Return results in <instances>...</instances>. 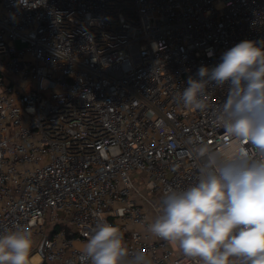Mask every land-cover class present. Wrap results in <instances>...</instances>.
<instances>
[{
  "label": "built area",
  "instance_id": "2783aa9c",
  "mask_svg": "<svg viewBox=\"0 0 264 264\" xmlns=\"http://www.w3.org/2000/svg\"><path fill=\"white\" fill-rule=\"evenodd\" d=\"M24 2L0 0V234L31 231V264H90L81 247L104 220L130 257L202 264L147 225L170 186L196 183L195 146L253 151L212 122L227 86L206 112L178 95L237 43L264 45V0Z\"/></svg>",
  "mask_w": 264,
  "mask_h": 264
},
{
  "label": "clouds",
  "instance_id": "9594fccd",
  "mask_svg": "<svg viewBox=\"0 0 264 264\" xmlns=\"http://www.w3.org/2000/svg\"><path fill=\"white\" fill-rule=\"evenodd\" d=\"M210 86H227L213 124L227 137L251 144L253 151L242 147L228 158L205 143L195 146L193 158L203 161L196 183L183 189L170 186L147 230L202 264H264V45L243 40L214 67L200 66L178 99L186 108L206 112ZM33 246L31 231L5 230L0 264H31ZM81 254L90 264H149L143 254L130 257L121 230L104 220L96 223Z\"/></svg>",
  "mask_w": 264,
  "mask_h": 264
},
{
  "label": "rangeland",
  "instance_id": "374dc122",
  "mask_svg": "<svg viewBox=\"0 0 264 264\" xmlns=\"http://www.w3.org/2000/svg\"><path fill=\"white\" fill-rule=\"evenodd\" d=\"M51 231H52V226H51V224H48V227L45 228V232H46L47 234H49V233H51ZM41 240H42V237H38V238H37V244H38V247H39V245H40V243H41Z\"/></svg>",
  "mask_w": 264,
  "mask_h": 264
}]
</instances>
